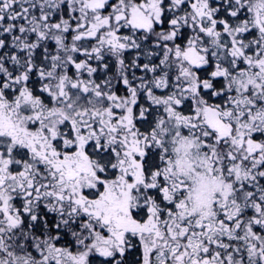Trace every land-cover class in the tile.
<instances>
[{"label":"snow or ice","instance_id":"obj_1","mask_svg":"<svg viewBox=\"0 0 264 264\" xmlns=\"http://www.w3.org/2000/svg\"><path fill=\"white\" fill-rule=\"evenodd\" d=\"M0 264H264V0H0Z\"/></svg>","mask_w":264,"mask_h":264}]
</instances>
